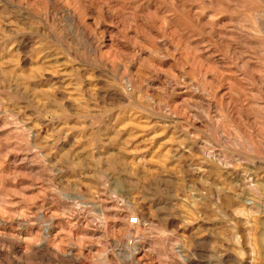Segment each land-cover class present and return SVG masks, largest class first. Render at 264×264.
<instances>
[{
	"label": "rangeland",
	"instance_id": "obj_1",
	"mask_svg": "<svg viewBox=\"0 0 264 264\" xmlns=\"http://www.w3.org/2000/svg\"><path fill=\"white\" fill-rule=\"evenodd\" d=\"M0 264H264V0H0Z\"/></svg>",
	"mask_w": 264,
	"mask_h": 264
},
{
	"label": "built area",
	"instance_id": "obj_2",
	"mask_svg": "<svg viewBox=\"0 0 264 264\" xmlns=\"http://www.w3.org/2000/svg\"><path fill=\"white\" fill-rule=\"evenodd\" d=\"M128 223L132 226H137L140 224V221H139V218L137 216H134V217H130L128 219Z\"/></svg>",
	"mask_w": 264,
	"mask_h": 264
},
{
	"label": "bare ground",
	"instance_id": "obj_3",
	"mask_svg": "<svg viewBox=\"0 0 264 264\" xmlns=\"http://www.w3.org/2000/svg\"><path fill=\"white\" fill-rule=\"evenodd\" d=\"M132 226V225H131ZM2 239V238H1Z\"/></svg>",
	"mask_w": 264,
	"mask_h": 264
}]
</instances>
